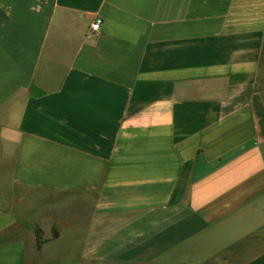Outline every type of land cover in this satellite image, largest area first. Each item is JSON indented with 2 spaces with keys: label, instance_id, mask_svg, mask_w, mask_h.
<instances>
[{
  "label": "crops",
  "instance_id": "obj_1",
  "mask_svg": "<svg viewBox=\"0 0 264 264\" xmlns=\"http://www.w3.org/2000/svg\"><path fill=\"white\" fill-rule=\"evenodd\" d=\"M0 264H264V0H0Z\"/></svg>",
  "mask_w": 264,
  "mask_h": 264
},
{
  "label": "trees",
  "instance_id": "obj_2",
  "mask_svg": "<svg viewBox=\"0 0 264 264\" xmlns=\"http://www.w3.org/2000/svg\"><path fill=\"white\" fill-rule=\"evenodd\" d=\"M57 233L54 234L56 237ZM36 238H37V244L38 247H41L42 244L45 242V239L43 238V231L40 228L36 229Z\"/></svg>",
  "mask_w": 264,
  "mask_h": 264
},
{
  "label": "built area",
  "instance_id": "obj_3",
  "mask_svg": "<svg viewBox=\"0 0 264 264\" xmlns=\"http://www.w3.org/2000/svg\"><path fill=\"white\" fill-rule=\"evenodd\" d=\"M101 25V19H97L92 23V29L94 31H98V29L100 28Z\"/></svg>",
  "mask_w": 264,
  "mask_h": 264
}]
</instances>
